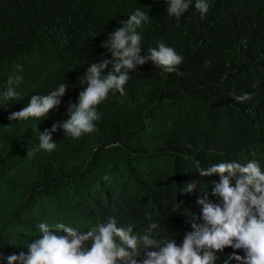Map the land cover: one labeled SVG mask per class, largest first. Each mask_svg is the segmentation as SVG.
I'll list each match as a JSON object with an SVG mask.
<instances>
[{"label":"clouds","instance_id":"1","mask_svg":"<svg viewBox=\"0 0 264 264\" xmlns=\"http://www.w3.org/2000/svg\"><path fill=\"white\" fill-rule=\"evenodd\" d=\"M60 1L3 10L8 30L45 55L82 26L100 49L63 71L56 90L30 88L28 105L8 117L42 119L26 136L38 147L18 148L16 159L61 141L66 169L54 177L47 162L29 167L28 205L12 220L31 219L33 235L0 258L264 264V62L241 56L256 45L248 31L264 33V0H72L77 16ZM222 62L204 106L202 72ZM22 81L9 76L4 101L18 98ZM61 100L68 111L56 115ZM209 122L214 132L203 130Z\"/></svg>","mask_w":264,"mask_h":264},{"label":"trees","instance_id":"2","mask_svg":"<svg viewBox=\"0 0 264 264\" xmlns=\"http://www.w3.org/2000/svg\"><path fill=\"white\" fill-rule=\"evenodd\" d=\"M42 1L0 0V249L3 252L7 250L11 254L19 253L17 248L25 244L27 238L33 235L30 226L31 219L12 220L17 205H20L18 213L28 205L24 200L26 193L24 185L31 175L29 167L47 162V167L51 169L53 176L57 177L65 171L66 166L62 156L63 142L61 141H57V148L51 152L39 150L35 151L27 161L16 159L14 154L19 151L18 148L30 146V143L33 145V149L38 147V136H33L31 140L26 136L28 134L36 135L32 129L39 127L42 119L28 118L10 121L8 117L11 113L20 111L28 105L31 98L30 88L40 89L44 91L45 95L56 90L57 86L66 80L62 74L63 71L78 60L87 58L91 53H96L97 48L100 49L99 44L96 43L95 46L91 43V31L83 26L76 28L52 45L50 56L45 55L41 46H34L37 41L22 40L21 42L18 34L6 27L3 10L6 7L16 10L25 6L37 7ZM58 8L77 16L73 10L72 0H61ZM40 10L44 13L49 12L43 7ZM246 39H251L256 45L244 49L241 56L254 57L257 62H264V33H259L253 28L248 31ZM16 65H21L22 71L17 69ZM219 66L223 74L225 72L223 62L220 65L209 64L202 72L207 81L205 83L210 84L199 91V99L204 106L205 100L212 98L216 93L215 87L211 84L220 76ZM17 75L23 77L22 83L15 85L19 96L12 101H4L2 94L7 90V80L9 76ZM256 98L264 110V92H260ZM68 107L69 105L61 100V104L53 109L54 114L61 115L60 109L68 111ZM131 109V105H124L121 110ZM133 112L135 114V111ZM216 128L218 127L209 122L203 130L214 132ZM142 135L143 132L139 131L137 137ZM226 136L228 134L224 132L219 139L222 140ZM134 148L138 153L143 152V147L138 141L134 144ZM55 171L58 173L56 174ZM65 182L71 185L75 184L74 180ZM31 225H35V222H31ZM0 264H7V259L0 258Z\"/></svg>","mask_w":264,"mask_h":264}]
</instances>
